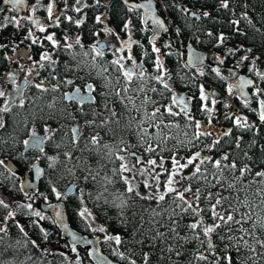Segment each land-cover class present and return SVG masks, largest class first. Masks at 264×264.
<instances>
[{
  "label": "flooded vegetation",
  "instance_id": "obj_1",
  "mask_svg": "<svg viewBox=\"0 0 264 264\" xmlns=\"http://www.w3.org/2000/svg\"><path fill=\"white\" fill-rule=\"evenodd\" d=\"M50 3L53 4V19L51 21L48 19L47 12V6ZM130 6L125 0H80L79 4L76 0H27L26 7L22 11H15L9 4L0 7V48L3 49L4 58H6L4 66L0 68V91L4 92V96L0 97V109L7 106V110H0V121L3 125L0 126V136L4 129L7 130L8 115L16 116V114H19V119H21L32 103L40 105L41 108L43 104L51 110L52 107L55 108L52 113L42 110L45 115L41 117V120L35 121L36 124L30 128L27 135H25L23 128L18 132V128L15 127L18 120L15 117L12 118L14 131L17 129L16 132H18L12 134L14 143L8 145L9 152L13 156L12 158L2 157L0 160L4 161V165H1L3 169L15 174L14 177L19 183L18 188L22 193L20 197L35 195V190L40 185V180L47 170L55 172V166L53 169V166L47 162L48 160H44L48 157L45 145L53 131L56 130L57 125L61 123L66 125L62 126L63 129L60 128L63 132H61L59 139L64 138L65 140L64 142H56L53 145L48 159L58 163L61 158H70L72 152L76 149L77 151L79 149L83 155L85 152L89 153V151H99L101 155L106 152V158L109 160L102 168H108L109 170H107V174L101 171L102 179L105 180V182H102L104 183L103 189L106 190L107 183L111 184L108 186L107 194H105V191L103 194L104 196L108 193L113 194L114 198L108 197V199H105L112 202L119 200L120 198L118 199L116 196L121 195L120 190L117 191L112 188V184L117 186L119 183L126 189L121 178L125 176V172L121 173L119 171L122 161L118 157H121L123 153H126L136 162V159L131 155L135 153L137 157L141 158L142 163L140 164L142 165L147 164L149 159H156L159 164L163 162L165 169H170L169 160L171 155L168 151L170 139L168 138L175 137L173 140H176L179 134L193 139V146L191 147L194 152L192 154L198 152L202 158L208 157L209 159L205 160L206 163L208 161H222L223 157L227 155V161L234 163L238 159L236 154L234 155L235 151H243L246 158L251 153L246 146L242 145L243 137L246 135L241 133L243 131L241 126H237L234 121L237 117H240L242 118L241 124L245 128L264 127V122L259 119L260 104L261 101H264V79L257 75V73L264 74L262 59H258L257 56L251 57V61L247 62L248 70H245L240 64L226 63L223 53L214 51L211 48H201L191 42L199 49H207L209 59L203 66L191 67L185 58L183 49L185 43L189 40L181 44V36L172 23V19L168 16L169 13L167 12L168 14L165 15L162 11V8L166 10L167 8H160L157 3L158 12L161 11L160 14L167 19L169 31H165L152 41L150 37L154 30L145 23L143 10L138 8H131L130 10ZM116 7L119 9L118 13L115 10ZM193 10L200 12L199 15H190L189 12ZM202 13L203 11L198 9L187 10V15L193 18H200L199 16ZM97 17H100V22H97ZM33 20L39 23L33 24ZM126 24L128 25L127 28H125ZM40 26H44L46 31L40 32ZM29 32L32 33V36H29ZM47 35H53L56 46L45 39ZM33 39L37 41L35 44L32 43ZM97 42H99L98 47L103 51L102 57L96 56L92 50ZM68 45H71V47H68ZM153 47L159 49V52H154ZM177 48L181 51L176 50ZM44 53H47L50 59L41 60ZM129 56L132 59H129ZM158 59L163 66L162 69L157 67ZM115 60H120L123 69L113 63ZM179 61L183 69L190 71L196 82L195 84L199 88L195 96H192L190 92L183 91L174 81L172 76L173 64L175 65ZM221 61L223 62L221 63ZM256 62L260 64L259 68L256 67ZM141 67L143 77L140 76ZM213 69L219 70L220 74L217 75ZM124 70L134 72L131 81H128L123 75ZM239 72L252 77L255 83L254 86L248 87L249 97L244 99L238 98L235 91L231 90L230 92L228 88V82L235 79ZM159 76H163V82L156 79ZM218 81L224 84L223 88L217 85ZM22 82H24L22 91L19 95H15ZM164 83H167L170 87L165 88ZM38 84L42 87L37 88L36 85ZM88 85H91L94 89L91 92V95L95 97L94 103L89 102L81 109L79 105L66 97L67 93L69 94L77 89L81 94H86L85 89ZM201 89H203V94L206 97L205 100H201ZM182 93L185 95V101L189 103L188 111H182L181 106H173L172 104V97ZM220 100L236 114L235 119L232 118L231 120L224 114L218 115L215 106ZM251 106L257 109L258 114L255 115L256 117L249 115ZM167 107H171L172 112L177 114L170 115L165 110ZM127 109L129 110L128 114L126 113ZM157 109L159 111L156 113V117L152 118L151 114ZM59 110H61L59 112L61 118H56L54 113L57 115ZM141 113L146 114L140 122L141 127L149 128V136L145 138L146 141L151 139V143L157 140L158 137L168 135L167 139L160 142L156 151L147 152L145 149L150 144L144 143V140L138 139L139 137L134 138L130 135L117 139L115 141L117 148L105 150L107 143L101 145V140L107 133V118L115 115L121 119L127 115L136 118V116L140 117ZM135 120L139 119L136 118ZM196 122L200 123V129L195 127ZM46 124L48 127H46ZM84 126L87 128H83ZM45 128L50 131L48 132L49 138L43 145V152L36 148L24 149V142L28 141L32 131L37 130L40 135H45ZM74 128L76 130L75 135ZM157 129L162 130L163 135L156 134ZM197 131L211 133V135H202L199 139H196L195 134ZM226 132L230 134L225 135ZM138 134L144 135L141 132ZM150 135H152L151 138ZM93 137L97 138V142H93ZM196 140H204V142L210 143L208 150L204 151V149L198 147ZM220 144L225 150L217 154L218 152L214 149ZM151 146L154 147L152 143ZM57 150H59V156ZM26 153H29L30 157L28 162H25L22 157ZM174 156L183 159L182 161L185 162L186 155L183 153L174 154ZM241 161V167L248 163L244 158ZM35 162H38L43 168L44 174L38 179L39 183L35 189L29 191L26 189L32 183L34 175L32 166ZM44 162L46 163L44 164ZM196 163H199V161ZM204 165V163L201 164L200 169ZM51 167L53 170L50 169ZM193 170L194 166L192 165L185 169L188 175L187 178L191 176ZM159 171L162 172V169L160 168ZM257 173L263 172L257 171ZM159 178H161L160 182L164 187L167 173L161 174ZM56 183L52 185L55 186ZM188 184L191 187L190 183ZM4 192L8 193L6 190L3 191V194ZM194 192L195 190L190 191V197L185 196L196 207L199 200H196L193 196ZM64 194L65 189L62 194L63 199H59L66 202L70 194H66V196ZM5 197L4 201L11 205L14 197L11 199H9V195ZM134 197L142 199L141 197L144 196L135 195ZM54 198L50 200L47 198L40 199L39 197L38 199L40 201L49 200L50 202L58 199ZM144 200L145 203L157 202L156 198ZM19 203L29 205L24 201H19ZM90 213L88 211V214ZM197 218H199L198 220L204 219L201 214L198 216L193 215L191 223H194L193 221ZM208 225V222L203 223V226ZM87 226L90 230L96 232L94 235L99 233L98 235L101 236L100 242L104 240L103 236L109 234L102 221L101 224L97 225L98 228L88 222ZM100 229H103V231ZM196 232H203L202 228H197ZM51 234L57 238L59 236L52 227L49 228L47 236ZM115 235L117 236V234Z\"/></svg>",
  "mask_w": 264,
  "mask_h": 264
},
{
  "label": "trees",
  "instance_id": "obj_2",
  "mask_svg": "<svg viewBox=\"0 0 264 264\" xmlns=\"http://www.w3.org/2000/svg\"><path fill=\"white\" fill-rule=\"evenodd\" d=\"M157 3L160 8H167L172 23L181 36V44L189 40L201 48L219 51L224 54L226 63L240 64L245 70H248L247 62L251 61V57L257 56L264 61V0H157ZM224 3H227V8L223 7ZM191 9L202 10L200 18L189 17L187 10ZM115 10L119 12L118 7ZM179 48L176 50L180 52ZM4 60V51L0 48V68L4 66ZM172 71L176 84L183 91L195 96L199 88L190 71L183 69L180 61L173 64ZM217 85L224 87L220 81ZM47 107L43 104L41 108L40 105L32 103L21 119L19 114H10L9 118L7 116V130L4 129L0 136V159L13 156L8 149V145L14 141L12 134H17L23 128L27 135L30 128L36 124L35 121L41 120L45 115L42 110L51 113L55 110L54 107L52 110ZM215 107L218 115L224 114L231 120L235 119L236 114L223 101L220 100ZM59 112L61 110L58 111V116L54 113L56 118H61ZM126 113H129L128 109ZM257 114V109L251 106L249 115ZM13 117L18 120V124H15L18 132L17 129L14 131ZM64 125L66 124H58L46 142L45 151L48 157L56 142H64V138L59 139ZM129 128L131 127H127ZM241 128V133L246 135L242 145L251 153L246 158L243 151H235L234 155L238 157L234 162L235 169L230 167L231 162L224 159L220 169L213 167V161H208L204 162L200 174L192 176L191 173V176L186 178L192 190H199L200 199L197 204L202 209L199 214L204 218L203 223L221 224L209 237H205L203 232H193L187 227L191 224L194 214L191 209L184 212L177 206L187 207L182 201L174 200V193L166 196L163 201L145 203L144 199L125 194V189L118 183L117 186L112 184V188L120 190L121 195L116 196L120 199L115 202L105 200L108 197L114 198V195L109 193L104 196L97 185L99 180L105 182L101 171L107 174L109 170L102 168L109 160L106 158V152L101 155L99 151H89L83 155L79 149L74 150L71 157L67 158L69 162H74L70 166L72 170L66 167L69 172L65 175L60 174L56 167L55 172L47 170L35 193L39 194L40 199L52 200L56 195L52 184L57 182L55 187L58 189L70 182L74 183L75 193L66 199L72 227L88 235L95 234L80 215L85 209L91 212L90 216L94 221H102L109 233L113 232L120 237L119 244L113 239L102 241L103 250L110 258L120 263L132 264L134 261L135 264H145L144 258L147 255V264H227L226 257L231 258L232 264H264V175L256 174L257 171L264 173V127ZM143 142L146 143V140ZM196 143L204 151L208 150L210 145L204 140H196ZM221 144L214 149L217 154L225 150ZM112 145L108 141L105 150L113 148ZM28 154L22 156L25 162L30 159ZM57 155L59 156V150ZM74 155H79L78 161ZM48 157L44 160L53 161ZM242 158L248 162L243 167L240 166ZM50 163L51 166H57V163ZM245 168L247 171L241 175L240 170ZM14 175L0 165V188L9 194L20 196L22 193ZM107 184L109 186L111 183ZM218 198L222 199L221 204L216 206V211L225 216L231 213L235 220H241V223L232 222L225 225L223 221L211 219L210 209ZM192 204L195 207L193 202ZM17 219L25 220V226L20 225ZM39 222L27 204L15 201L7 208L0 205V228L4 229L0 231V264H70L69 256L63 251L47 253L37 245L36 242L46 236ZM21 228L24 229L23 232ZM197 235L199 239L196 238ZM209 238L214 245L212 249L208 248ZM199 255L205 256L206 259H197Z\"/></svg>",
  "mask_w": 264,
  "mask_h": 264
},
{
  "label": "snow or ice",
  "instance_id": "obj_3",
  "mask_svg": "<svg viewBox=\"0 0 264 264\" xmlns=\"http://www.w3.org/2000/svg\"><path fill=\"white\" fill-rule=\"evenodd\" d=\"M76 2L79 4L80 3V0H76ZM4 3H9V4H13L14 6L18 7V6H21L23 5L24 3V0H4ZM135 7H139V8H144L146 12H150V2L149 4H141V5H132L130 6V10L131 8H135ZM223 7L227 8L228 5L227 3H224L223 4ZM47 12H48V19L51 21L53 19V4L50 3L48 6H47ZM205 15H207V13H205ZM57 20L59 19L58 17L56 18ZM71 19V18H69ZM153 19V23L155 24V26L157 28H164V25L162 23V21H160L159 19H156L154 17H152ZM33 24H38L39 22L36 21V20H33L32 21ZM97 22H100V17H97ZM58 26V25H57ZM128 25L126 24L125 25V28H127ZM166 30V29H165ZM39 31L40 32H45L46 31V28L44 26H40L39 27ZM29 36H32V33L29 32ZM45 39H47L48 41L52 42L53 46H56V41L53 39V35H47L45 37ZM223 39V37H221V40ZM36 39H33L32 40V43H36ZM99 45V42H97V45H94L93 46V52L96 54V56H103V51L100 50V48L98 47ZM68 47H71V45H68ZM153 51L154 52H159V49L153 47ZM129 59H132L131 56L128 57ZM50 59V57L48 56L47 53H44L42 56H41V60H48ZM122 59V58H121ZM244 59H247V57H244ZM193 62H201L202 63V60L200 57L198 56H190L189 58V63H193ZM223 61H221L222 63ZM114 64H117L119 65V67L121 69H123V64L120 63V60H115L113 61ZM133 64L135 65V61L133 60ZM157 67L158 69H162L163 66L162 64L160 63L159 59L157 60ZM214 71H216L217 75H219V70L217 69H213ZM203 74V73H201ZM123 75L128 79V81H131L132 80V77L134 75V72L133 71H130V70H124L123 71ZM257 75H260L261 76V79H264V74H261V73H257ZM140 76L143 77V70H142V67H141V72H140ZM158 81H161L163 82V76H159L156 78ZM252 83V81L250 80H243L241 79V82L239 84V87L243 88L244 86L246 85H250ZM165 88H169L170 86L167 84V83H164L163 85ZM37 88H40L42 87V85H36ZM231 88L229 89V91L231 92ZM94 91V89H92V86L91 85H88L87 88L85 89V92L86 94H81L79 89L76 90L75 93H73L70 97H68L69 99H71L72 101H74L77 105H79L81 107V109L83 108V106L89 102H92L94 103L95 102V97H93L91 95V92ZM4 96V92L3 91H0V97ZM206 97L205 95L203 94V89H201V100H205ZM172 104L173 106H176V105H184V107L181 109L182 111H185L186 110V103H185V100L183 97H177V96H173L172 97ZM261 112L259 114V119L264 122V101H261ZM0 110H7V106L4 108V109H0ZM170 115H176L177 113H173L172 112V108L171 107H167L165 109ZM159 111V109H157L156 111H154L151 116L152 118H155L156 117V113ZM241 119L240 117H237L236 120L234 121V123L237 125V126H241L243 127L244 125L241 124ZM246 123V121H245ZM0 126H3L2 125V122H0ZM158 127V126H157ZM195 127L197 129H200L201 125L199 122H196V125ZM50 130L48 128H45V135L44 136H40L38 133L35 132V130L32 131V134L30 135V138L28 141H25V145L26 146H30L32 148H36V149H39V151L43 152V145L44 143L46 142V140L49 138L48 137V132ZM74 132V135L76 134V130H73ZM225 135H229L230 133L229 132H226L224 133ZM202 135H211V133H204V132H200V131H197L196 134H195V138L196 139H199L200 136ZM93 142H97V138L96 137H93ZM218 142V141H217ZM147 152H155L156 149L154 147H152L151 145H149L146 149H145ZM123 151V149H122ZM135 159H136V162L137 163H142V160L140 157H137L135 155V153H132L131 154ZM118 159H120L121 161L124 160V157H118ZM209 159L208 157H201L200 156V153H195L194 155H192L191 157L187 158L186 159V162L184 163H181V158L177 157V156H173L171 158V163H172V168L171 169H165L163 167V162H161V164L157 165V162L155 159H149L147 161V164L149 166H151L153 168V170H155L156 167H159L162 169V172L161 173H156V175L154 176V179L157 183V185H159L160 183V175L163 174V173H167V180L165 181V185H164V191L162 193L159 194L158 197H152V196H149V197H141L142 199H149V198H156L157 199V202H160V201H163L165 200V197L168 196L169 194H175V196L173 197L174 200H179V201H182L184 205H187V207H182L181 205H177L178 207H181V210L184 211V212H187L189 209H191L192 213L196 216L199 215L200 211H202V209L199 208V206L197 205L196 207H193V204L191 201H189L187 199V197L185 196V193L186 192H190L192 191L191 187H186L184 189L183 192L179 191L176 187H174V184L176 183H179V181L175 180V177L176 176H179L181 175V171L183 169H186L188 168L190 165L194 166V170L192 172V176H196L197 174H200L201 173V169H200V165L203 164L205 162V160ZM224 160H227L228 157L225 156L223 157ZM197 161H199V163H196ZM0 165H4V161L0 160ZM213 167L214 168H217V169H220L221 168V161L220 160H216L213 162ZM230 167L232 169H235L236 168V165L235 163H232L230 165ZM119 171L121 173L123 172H128V171H131V169L127 166V164L125 163H122L120 165V168H119ZM241 175L244 174L245 171H247V168L245 169H241ZM141 174H143V170H141ZM37 175H39V171H37ZM258 176L260 175H264V173H257ZM124 181V183L127 185V192L129 193H132L134 191V188L131 184V182L129 181L128 177L126 176H122L121 177ZM219 182V181H217ZM145 188H148L150 187V185L145 182L144 184ZM231 186V185H230ZM53 191H55V189H53ZM157 191L159 192V188L157 187ZM137 195H139V193L137 192ZM193 196L196 198V200H199V190H197L196 192L193 193ZM57 198L59 199L60 198V194L57 193ZM211 197L209 196V199ZM221 199L222 198H218L216 199V202L215 204L212 205L210 211L212 212V217L211 219L213 221H223V223L225 225H228L232 222H235V223H241V220H235L234 216L229 213L227 216L219 213L216 211V206L217 205H220L221 204ZM0 205H2L4 208H7L9 205L2 199H0ZM27 207L29 209H31V205H27ZM87 210L85 209L84 212H81L80 215L83 217L85 215V212ZM9 215H11V213H9ZM36 216H40L41 219H43V217L40 215L39 212H36L35 213ZM188 228H190L193 232L196 231L197 228H202V231H203V234L205 237H209V234L210 233H213L215 232V230L219 227H221V224L219 222H215L213 223L212 225H208V226H203V219L201 218L200 220H198L197 222L195 223H191L189 225H187ZM22 232L24 231L23 228L20 229ZM101 231H103V229H100ZM0 231H4V229L0 228ZM197 239H199V236L197 235L196 237ZM109 239H113L115 240V242L117 244L120 243V237L119 236H116V237H110ZM221 239H223V237H221ZM208 248L209 249H212L214 247V245L212 244V241L211 239L209 238L208 241ZM121 258H123L121 256ZM145 264H147V255H145ZM197 259L199 260H205L206 257L203 256V255H199L197 256ZM227 260V264H232V261H231V258L230 257H226L225 258ZM132 264H135V262L133 261Z\"/></svg>",
  "mask_w": 264,
  "mask_h": 264
},
{
  "label": "rangeland",
  "instance_id": "obj_4",
  "mask_svg": "<svg viewBox=\"0 0 264 264\" xmlns=\"http://www.w3.org/2000/svg\"><path fill=\"white\" fill-rule=\"evenodd\" d=\"M162 11L164 12L165 15L168 14L166 9L162 8ZM160 13H161V11H160ZM262 62L264 65L263 60H262ZM145 116H146L145 113H141L140 117L136 116V118L139 120H135L136 118H133L130 115H127L123 119L119 118L117 115H115L114 117L107 118V120H108V122L106 124L107 133H106L105 137L103 138V140H101V145L106 144V143H108V141H110L113 144L112 147L117 148V145L115 144V140H117L119 138H124V136H127V135H130L131 137H134V138L139 137L138 139H140L141 141L145 140L144 137L147 138L149 136V133H148L149 128L148 127L142 128L140 125L141 120ZM46 127H48L47 124H46ZM127 127H131V128L127 129ZM83 128H87V127L84 126ZM137 132L138 133L141 132L142 134H144L143 135L144 137L142 138L141 135H139ZM156 132H157L156 134H162L163 133L162 130H160V129H157ZM151 137H152V135H150V138ZM167 137H168V135L158 137L157 140H155L151 143L154 146V148L156 149L159 147L160 142L167 139ZM174 138L173 137L168 138V139H170L169 140L170 146L168 147V151L170 152V155H171L170 160H169L170 165H171L170 169L172 168L171 158L174 156V154H179V153L182 154L183 153L184 155H186V157H185L186 159L191 157L192 155H194V154H192L194 151H192V147H191V146H193V143H192L193 139L183 137V134H179V136L176 137L177 138L176 140H173ZM150 140L151 139H147L146 142L150 143ZM126 141H127V138H126ZM122 157H124V160L122 161V163L127 164V166L131 169V171L125 172V176L128 177L129 181L131 182V184L134 188V191L132 193H129L126 190L127 185L125 184V186H124V187H126V189H125L126 191H124L125 194H128V195L130 194V195H133V197H134L135 195H137V192H138L139 196L143 195L144 197H149V196L158 197L159 194L164 191V187L161 185V182L159 183V185H157V183L154 179V176L156 175V173H161L159 171V169H160L159 167H156L155 170H153V168L151 166H149L148 164L142 165L140 163H136L134 160H132L131 157L126 155V153H123ZM74 158L76 159V161H78L77 159L79 158V155H74ZM186 159H185V162H186ZM182 160H181V163H184V161H182ZM47 162L49 163V161H47ZM50 162L54 163L53 161H50ZM156 162H157V165H159V162L158 161H156ZM73 164H74V162L71 163V162H69L68 159L61 158V160L57 163V166L56 165H52V166H53V169L55 166L57 171L60 174L65 175L66 172H69V170H72V167H70V166H72ZM66 167H68L69 170H66ZM50 169L53 170L52 167ZM141 170H143V174H141ZM187 176H188L187 172L185 171V169H183L181 171V175L175 177V180L179 181V183L174 184V187H176L181 192H183V190H182L183 188L190 187L188 182H186ZM161 178H159V179H161ZM145 182H147L150 185V187L145 188V186H144ZM97 185H98L99 189H101L102 193L104 191L107 192L108 189L107 188H106L107 190L103 189L104 184L102 183L101 180H99L97 182ZM157 187L159 188V192L157 191ZM52 188L55 189V191H56V195H55L54 199L57 198V193L60 194V199H63L62 194L64 192L65 186H63L62 188H58V189H56L55 186H53ZM4 194H5V196L9 195V199L14 197V198H12V199H14V201H12L11 205H13V203H15V201H17V200L29 203L31 205L32 210H33V214H35L36 212H39L40 215L43 217V219H41L40 216L35 215V218L37 217L41 221L42 228L43 229H49L51 227L53 228V223H51L49 213L41 212L39 207H38V205H39V203H38L39 202V199H38L39 194L38 193H35V195H33V194L32 195H25L24 198H23V196H21V197L17 196V195L13 196L12 194H8L7 192H4ZM169 195H171V194H169ZM185 195L190 197L191 193L186 192ZM0 198H3V196H1ZM17 220L19 221L20 225L25 226V220H23V219H21V220L17 219ZM193 222L195 223V222H197V220H194ZM96 223H97V225H99V223L101 224V221H97ZM111 236H116V235L113 234V232H110L109 234H106V236H103L104 241L108 240ZM36 243H37V245H40L42 250L47 252V253L48 252L53 253L55 251L61 250L69 256L67 244L62 242L61 239L54 237L52 234L49 236H45L44 239L38 240ZM68 258H69V260L71 259V257H68Z\"/></svg>",
  "mask_w": 264,
  "mask_h": 264
},
{
  "label": "water",
  "instance_id": "obj_5",
  "mask_svg": "<svg viewBox=\"0 0 264 264\" xmlns=\"http://www.w3.org/2000/svg\"><path fill=\"white\" fill-rule=\"evenodd\" d=\"M126 3L128 5H141V4H149L150 2V12H146L144 8H139V7H135L138 8L140 10H143V19L146 21L145 23L150 26V28L153 31V34L151 35L150 39L153 41L154 39H156V37L162 35L165 31H169V26L167 23V19H165V17L163 15H161L158 11V7H157V1L156 0H139V1H135V0H125ZM26 2L27 0H24L23 5L21 6H14L13 4H9V3H4V0H0V7H3L5 4H9V6H11V8H13L15 11H22L24 9V7H26ZM200 12L198 11H190L189 14L190 15H199ZM152 17L159 19L160 21H162L164 28H157L155 26V24L153 23V19ZM166 29V30H165ZM184 49V54H185V58L186 60H188L187 62L189 63V58L190 56H198L201 58L202 63L201 62H193V63H189L191 67H196L197 65L203 66L204 63H206L208 59V51L207 49H199V47L194 46L191 42H187L185 43V46L183 47ZM253 60H255V58H253ZM259 63L256 62V67L259 68ZM241 79L247 81L250 80L252 81V83L250 85H246L243 88L239 87V84L241 82ZM24 82H22V84L19 86L17 92H15V95H19L20 91H22ZM254 79L250 76H247L241 72L238 73V75L235 77V79H232L231 81L228 82V88L232 89L233 91H235L236 96L238 98H247L249 97V93H248V87L249 86H254ZM76 90H73L71 93H67L66 97H70L73 93H75ZM177 97H183L185 100V95L184 93L179 94ZM186 110L188 111V102H186ZM176 106H181L182 108L184 107V105H176ZM0 120H1V116H0ZM1 122V121H0ZM75 130V128H74ZM36 133L39 134V132L37 130H35ZM32 134V133H31ZM40 135V134H39ZM40 136H44V135H40ZM29 140V139H28ZM32 147L30 146H24V149H31ZM37 171H39V175H37ZM32 172H34L33 175V179H32V183L30 185V187H28L29 191H32L35 189V187L38 185V179H40V177L42 176V174H44L43 168L39 165L38 162H35L34 165L32 166ZM186 188V187H185ZM74 185L73 184H68L66 186L65 189V196L66 194H73L74 193ZM0 196H4L3 194H1V190H0ZM6 198V197H5ZM39 209L40 211L44 212V213H49L50 218L52 223H54V228L56 229L57 233H58V237L60 239H62L63 241H65V243H67V248L69 250V254L71 256L70 259V264H86L84 262V259L86 260L87 263L89 264H126V263H120L115 261L114 259L110 258L108 256V254H106L102 247H101V237L99 235H89L88 234H84V232H81L80 230H76L75 228L72 227L71 222H69L68 220V212L66 210V202H64L63 200L60 199H56V201H40L39 200ZM85 221L88 223L93 224V221H91L90 218L85 217ZM46 231V229H44ZM98 230V229H97Z\"/></svg>",
  "mask_w": 264,
  "mask_h": 264
}]
</instances>
